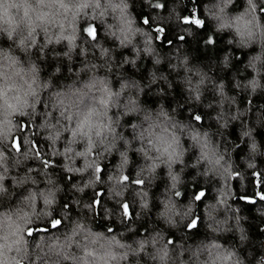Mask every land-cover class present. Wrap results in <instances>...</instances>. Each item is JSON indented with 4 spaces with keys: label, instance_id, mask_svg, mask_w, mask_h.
I'll return each instance as SVG.
<instances>
[{
    "label": "trees",
    "instance_id": "1",
    "mask_svg": "<svg viewBox=\"0 0 264 264\" xmlns=\"http://www.w3.org/2000/svg\"><path fill=\"white\" fill-rule=\"evenodd\" d=\"M106 2L99 0L101 7ZM123 3L136 30L126 46L109 35V25L113 32L119 27L115 14L109 10L101 19L99 9L93 12L91 6L77 17L71 50L67 40L46 45L40 29L36 45L25 50L17 46L19 30L12 40L0 32V54L7 51L25 69L35 65L41 85L48 84L41 88L35 111L27 108L9 117L11 132L7 138L0 135V183L5 189L0 192V232L5 217L11 216L22 226L25 241L20 255L15 250L9 255L21 264H82L84 247L96 236L100 242L115 238L122 245L112 247L126 254L119 264H201L213 244L232 252L236 264H264V0H253L261 33L243 41L231 28L217 29L220 16L231 21L245 10L251 12L247 0ZM70 32L66 29L65 35ZM104 49L107 54L102 56ZM99 80L120 93L113 97L116 107L109 115L113 121L120 117L115 127L121 138L110 152L94 148L87 159L96 163L73 172L84 167L85 158L73 162L68 157L83 151L84 143L64 153L70 138L64 131L53 144L54 130L75 126L53 105L61 98L72 102L73 111L96 104ZM161 111L169 125L177 126L185 149L182 163L172 168L178 174L175 187L166 166L149 174L150 161L135 150L141 142L133 125L143 130L145 117L164 119L158 116ZM189 132L206 135L215 155L222 157L218 165L200 160V148L187 137ZM126 147L128 164L122 176L120 153ZM41 191L54 193L47 208ZM201 191L205 195L198 200ZM33 192L35 213L24 224L16 213L31 212L25 201ZM166 204L176 209L175 215L169 213L171 223L162 214Z\"/></svg>",
    "mask_w": 264,
    "mask_h": 264
},
{
    "label": "clouds",
    "instance_id": "2",
    "mask_svg": "<svg viewBox=\"0 0 264 264\" xmlns=\"http://www.w3.org/2000/svg\"><path fill=\"white\" fill-rule=\"evenodd\" d=\"M230 2L231 0H229ZM247 2L252 9L251 12L245 10L241 14L234 16L231 21L227 20L226 17L220 16L219 18L222 22L217 30L220 28H231L242 41L245 37L251 40L254 37V33H261V25L255 13L253 0H247ZM89 6H91L93 12L99 9L98 15L101 19L107 15L109 10L112 11L119 27L113 32L111 31L112 26L109 25V35L115 36L121 45L126 46L131 43L136 30L131 27L132 21L125 13L127 5L123 3V0L120 3L107 0L103 7H101L99 0H68V2H65V0H0V32L5 33L7 38L12 40L19 30L17 46L21 50H25L31 49L36 45L37 35L35 33L37 29H40L45 34L46 45L49 43L58 44L61 40H67L71 50L74 47L77 17ZM55 28H59V31L53 34L52 30ZM66 29H71L68 35H65ZM28 41H31V43H28ZM209 43H214V38L210 37ZM133 50L136 51L135 48ZM145 51H150V49H145ZM105 54H107V49L101 52L102 56ZM257 60H259V56H257ZM132 62L135 63V60L133 59ZM96 83L100 85L97 89L100 92V96L97 98L96 104L90 105L84 110L73 111L72 102L70 100L66 102L61 98L57 99L53 105L54 107H59V114L64 120L75 125L74 127L61 125L59 132L54 130L53 135L50 137L53 144L64 131L70 133L68 147L64 149V153H71L75 151V144L84 143L83 151L76 152L75 156L68 157L73 162L77 157L85 158L84 167L70 169L73 172L82 173L96 163L95 161L90 163L87 159L93 154L94 148L102 146L105 152H110L115 147L116 141L121 138L116 135L117 129L115 127L120 122V117L113 121L109 115L110 108L116 107V101L113 100V97H118L120 93L112 92L103 80L96 81ZM42 87L46 89L48 84L41 85L35 65L25 69L20 66L17 57L10 55L7 51L0 54V116L3 117L0 120V135L7 138L11 132L13 125L9 117L14 114H24L27 108H32L35 111ZM90 90L92 89L90 88ZM193 92L198 100V90L193 89ZM66 107L68 109L67 115H65ZM125 114H128V112ZM158 116H163L164 119H153L151 116L145 117L144 119L148 123L143 130H140L137 125H133L137 129L135 138L141 142L135 150L146 160L150 161L147 165L149 174L154 173L161 165L166 166L168 175L173 182V187H175V183L178 182V174H174L172 168L174 164L182 163L185 149L182 146L180 134L175 131L177 126L167 123L168 117L165 112L161 111ZM73 117H75L74 121ZM195 119L198 122L201 120L198 116ZM50 127L54 126L50 125ZM187 137L200 148V160H207L211 167L219 164L222 157L215 155L206 135L199 136L195 132H189ZM124 143L126 146L129 145L127 139H125ZM64 153L60 154L63 155ZM120 157L119 168L123 176V170L128 164L127 147L125 151L120 153ZM2 158L3 153H0V160ZM2 166V163H0V167ZM97 168L101 170L100 166H97ZM3 179L4 176L0 175V181H3ZM2 191H5V189L3 184L0 183V192ZM39 195L43 199L46 208L54 203V193L52 191L47 193L41 191ZM176 195L179 196L180 193H176ZM36 197L37 194L33 192L30 197L26 198L25 202L28 203L31 212L18 210L16 213L17 220L23 221L24 224L29 223L28 217L35 213ZM169 213L175 215L176 209L174 205L166 204L162 214L167 216L171 223ZM5 221L6 226L0 232V264H21L16 255L10 256L9 253L15 250L17 255L21 254V247L25 243L24 237L20 235L22 226L12 220L11 216L5 217ZM56 224H59L58 220ZM85 239H88V237L86 236ZM114 244L122 247L115 238L100 242L98 237L92 236L88 246L84 247L83 256L80 257L82 264H110L111 261H116L119 264V260L125 258L126 254L114 252L112 250ZM93 245L98 246L94 248L92 247ZM217 248H220V251H215ZM166 255L167 252H163L160 259L163 260ZM88 257L93 258L91 262ZM201 264H236V261L232 252H226L220 245L213 244L208 250L207 262H201Z\"/></svg>",
    "mask_w": 264,
    "mask_h": 264
},
{
    "label": "snow or ice",
    "instance_id": "3",
    "mask_svg": "<svg viewBox=\"0 0 264 264\" xmlns=\"http://www.w3.org/2000/svg\"><path fill=\"white\" fill-rule=\"evenodd\" d=\"M261 11L264 12V7L261 8ZM185 22L187 23L188 21H185ZM197 23H199V21H197ZM201 26L204 27V25H201ZM160 31H163V30L161 29ZM123 179L126 180L127 177H124ZM137 183H139V182H137ZM204 195H205V193H204L203 191H201V192L197 195V199L200 200ZM261 199H264V196H262ZM128 207H129V206H128L127 204H124V205H123V209H124L125 211L128 210ZM192 226H193V227L195 226V221L193 222V225H192Z\"/></svg>",
    "mask_w": 264,
    "mask_h": 264
},
{
    "label": "water",
    "instance_id": "4",
    "mask_svg": "<svg viewBox=\"0 0 264 264\" xmlns=\"http://www.w3.org/2000/svg\"><path fill=\"white\" fill-rule=\"evenodd\" d=\"M30 231V230H29Z\"/></svg>",
    "mask_w": 264,
    "mask_h": 264
}]
</instances>
